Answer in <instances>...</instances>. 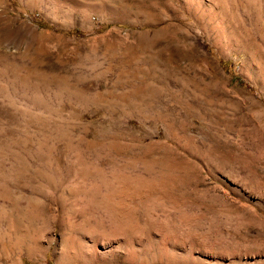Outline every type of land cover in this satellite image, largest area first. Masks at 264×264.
Instances as JSON below:
<instances>
[{"label":"rangeland","instance_id":"obj_1","mask_svg":"<svg viewBox=\"0 0 264 264\" xmlns=\"http://www.w3.org/2000/svg\"><path fill=\"white\" fill-rule=\"evenodd\" d=\"M48 262L264 264V0H0V264Z\"/></svg>","mask_w":264,"mask_h":264},{"label":"trees","instance_id":"obj_2","mask_svg":"<svg viewBox=\"0 0 264 264\" xmlns=\"http://www.w3.org/2000/svg\"><path fill=\"white\" fill-rule=\"evenodd\" d=\"M232 81L237 82L239 84H242V80L239 76H233ZM48 264H52L51 262H48Z\"/></svg>","mask_w":264,"mask_h":264},{"label":"bare ground","instance_id":"obj_3","mask_svg":"<svg viewBox=\"0 0 264 264\" xmlns=\"http://www.w3.org/2000/svg\"><path fill=\"white\" fill-rule=\"evenodd\" d=\"M103 260H105V259H103Z\"/></svg>","mask_w":264,"mask_h":264}]
</instances>
